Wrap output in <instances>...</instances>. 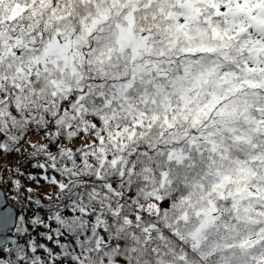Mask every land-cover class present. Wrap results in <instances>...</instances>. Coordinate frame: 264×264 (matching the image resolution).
Wrapping results in <instances>:
<instances>
[{"label":"clouds","instance_id":"9594fccd","mask_svg":"<svg viewBox=\"0 0 264 264\" xmlns=\"http://www.w3.org/2000/svg\"><path fill=\"white\" fill-rule=\"evenodd\" d=\"M57 116L82 264H264V4L0 0V131Z\"/></svg>","mask_w":264,"mask_h":264},{"label":"snow or ice","instance_id":"6c2138e0","mask_svg":"<svg viewBox=\"0 0 264 264\" xmlns=\"http://www.w3.org/2000/svg\"><path fill=\"white\" fill-rule=\"evenodd\" d=\"M236 2L240 4V0ZM248 2L244 0L245 4ZM258 2L264 4V0ZM223 11L224 8L219 9L220 14ZM67 106L65 102L64 107ZM58 120L59 116L45 123L25 120L21 121L23 127L10 126L0 131V166L14 155L25 161L20 166L3 169L10 187L16 189L19 213L11 221L0 219V231L6 229L9 222L15 228V238L0 235V264H82L84 258L80 251L83 243H91L84 240L91 234V227L100 233L95 237L98 249L101 241L108 247H120L123 243L109 241L108 229L91 223L97 213L82 208V200L78 199L81 190L70 178L75 175L72 161L83 153L74 142L83 141L84 132L75 135L72 125L62 127ZM34 135L43 139L33 142L30 137ZM26 144L29 147L25 148ZM29 165L34 171L22 173L21 168ZM19 175H26L28 183L12 179ZM167 203L163 201L161 207ZM83 217L89 220L91 227L77 219Z\"/></svg>","mask_w":264,"mask_h":264},{"label":"water","instance_id":"95a60500","mask_svg":"<svg viewBox=\"0 0 264 264\" xmlns=\"http://www.w3.org/2000/svg\"><path fill=\"white\" fill-rule=\"evenodd\" d=\"M17 217V209L10 203L4 188L0 185V219L14 220ZM14 227L11 222L6 229L0 231V235L15 238Z\"/></svg>","mask_w":264,"mask_h":264},{"label":"rangeland","instance_id":"374dc122","mask_svg":"<svg viewBox=\"0 0 264 264\" xmlns=\"http://www.w3.org/2000/svg\"><path fill=\"white\" fill-rule=\"evenodd\" d=\"M30 139L33 142H35L36 140H39V138L36 137L35 135L34 136H31ZM75 141H80V140H75ZM27 147H29L28 144L25 145V148H27ZM10 160L12 161V164L13 165L16 164L15 166H20V165H22V164L25 163V161L22 160L21 158H19L17 160V163H14L13 159H11V158H10ZM3 169H4V165L3 166H0V185L4 188L6 194L9 192V194L14 197V199H13V205L15 206L16 209L18 208V210H19V205H18L17 200L15 198V194L14 193L11 194L12 192H11V190L9 188V186H10L9 183H8L9 177H8L7 174L4 173ZM21 171L25 172V174H26V173H28L30 171V169L27 168V167H22L21 168ZM12 179H20L21 184H27L28 183L27 178H26L25 175L24 176L23 175H19V176H16V177H12ZM7 197H8V195H7Z\"/></svg>","mask_w":264,"mask_h":264},{"label":"trees","instance_id":"16d2710c","mask_svg":"<svg viewBox=\"0 0 264 264\" xmlns=\"http://www.w3.org/2000/svg\"><path fill=\"white\" fill-rule=\"evenodd\" d=\"M36 137H38L39 138V140L40 139H43V137H41V136H39V135H35ZM11 159H13V161H14V163H17V160L20 158L19 156H16V155H14V156H12V157H10ZM16 165V164H15ZM27 168H29L30 169V171H34V170H32L31 169V167H30V165L29 166H27ZM29 171V172H30ZM22 173H25V172H23V171H21ZM24 176V175H23ZM26 176V175H25ZM9 186V185H8ZM9 188H10V190H11V194H15V191H14V189H13V187H10L9 186ZM7 195H8V199H9V201H10V203L13 205V199H14V197L12 196V195H10L9 194V192L7 193ZM13 197V198H12ZM14 206V205H13ZM15 207V206H14ZM19 213V210H18V208H17V214ZM14 235H15V229H14Z\"/></svg>","mask_w":264,"mask_h":264},{"label":"built area","instance_id":"2783aa9c","mask_svg":"<svg viewBox=\"0 0 264 264\" xmlns=\"http://www.w3.org/2000/svg\"><path fill=\"white\" fill-rule=\"evenodd\" d=\"M11 166H13V164H12V161H11V160H9V161H8V163L4 165V167H11ZM13 189H14V191L16 192V189H15V187H14V186H13Z\"/></svg>","mask_w":264,"mask_h":264}]
</instances>
